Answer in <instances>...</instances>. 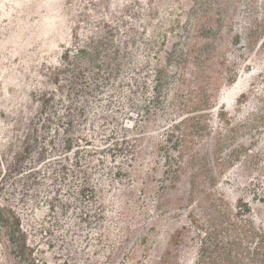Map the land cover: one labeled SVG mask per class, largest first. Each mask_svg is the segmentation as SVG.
Segmentation results:
<instances>
[{"label": "rangeland", "instance_id": "obj_1", "mask_svg": "<svg viewBox=\"0 0 264 264\" xmlns=\"http://www.w3.org/2000/svg\"><path fill=\"white\" fill-rule=\"evenodd\" d=\"M204 2L211 6V23L204 24L215 37L210 43L222 47L223 58L217 59L222 64L216 68L223 80L214 109L203 113L205 133L184 138V144L216 174L214 185L208 175H199L197 182L223 202L216 203L225 218L220 232L214 234L218 227L210 223L204 205L195 204L198 193L189 197L188 173L193 169L184 167L177 183H169L164 173L179 162L178 151L171 149L175 137L167 134L180 137L168 124L173 117L166 100L160 110L151 107L154 116L146 123L127 133L121 130L128 104L152 99L136 85L126 87L133 84L130 68L140 64L123 58L122 71L110 82L103 69L90 68V96L74 98L87 116L82 121L72 113L77 123L73 133L90 137V146L79 144L80 157L90 155V204L72 202L61 214L57 203L53 213L28 218L35 258L51 264H251V259L264 264V0H0V152L6 134L20 132L19 124L35 112L34 94L48 88L47 78L39 74L57 66L64 48H80L90 36L102 38L110 52L136 56V47L123 45L135 38L140 62L154 64L157 57L163 62L190 38ZM155 33L168 43L160 45L165 43L158 37L150 47ZM164 66L169 70V64ZM93 72L98 90L92 87ZM147 74H154L151 66L139 70L138 83L144 84ZM169 77L170 84L177 81L176 73ZM58 104L53 103L56 111ZM46 134L37 130L38 137ZM115 144L122 152L110 157ZM130 145L134 151L127 153ZM72 161L73 155L68 168ZM60 189V203H68L69 191ZM38 227L49 232L33 233Z\"/></svg>", "mask_w": 264, "mask_h": 264}, {"label": "trees", "instance_id": "obj_2", "mask_svg": "<svg viewBox=\"0 0 264 264\" xmlns=\"http://www.w3.org/2000/svg\"><path fill=\"white\" fill-rule=\"evenodd\" d=\"M213 3H217L216 0ZM201 5L202 9L195 25L196 28L192 34H188L190 38L183 45L177 46L176 54H166L167 56L163 58L164 64H169V70L164 68L163 62L158 57L155 58L154 64L151 61L140 62L142 51L141 48L138 49L135 38H131L123 45L130 48L136 47L135 53L137 51L138 54L136 56H132V54L131 56L129 54L120 56L118 51H108V44L104 43L102 38H90L89 36L84 41L85 45L80 48H78L79 44L71 47L72 49L64 48L57 66L46 68L47 75L39 74L40 77L47 78L48 88H43L38 94H34L35 112L30 113V116L24 119V123L19 124L20 132L16 130L14 136L6 134L4 143L1 145L0 264H51L45 259L35 258L33 243L29 240L30 229L26 225V222L29 221L28 218L34 221L45 213H53L57 203L60 205L61 214H66L72 202L80 204L83 201L90 204L92 191L90 189V155L85 152L84 157H80L81 152H79L80 143L90 146V137H80L73 133L77 123L74 121L72 113L76 112L79 118H83L82 121L87 116L84 111L76 108L74 98L80 94L90 96L91 69L96 72L103 69L107 76L105 79L107 82L115 80L122 71L123 58L125 61L136 60L137 64H140L139 69L130 68L128 80L133 84H127L126 87L136 85L147 96H152V99L148 100L147 104H128L130 113L126 115L128 118L121 123V130L127 133L130 129L138 128L142 123H146L151 116H154L151 107L159 109L162 107V101L166 100L167 106H169V116L173 117V119H168V124L174 130H179L180 137H176L172 132L167 134L171 139L175 137L171 149L178 151L179 162H174L173 168H168L164 173L169 177V183H177L179 175L184 172V167L188 165L193 169L188 173L189 197H192L193 192L198 193L195 204L204 205L202 209L206 212L210 223L218 227V231H214V234L217 235L220 232L221 222L225 218L220 214L216 203L223 202L220 199H214L212 193L202 189V186L197 182L199 175L204 177L208 175L209 184L214 185L216 174L208 171L205 165L199 162L196 152L184 144V138L191 136L198 138L205 133L206 124L203 122V113L214 109L212 103L219 94V85L223 80L216 68L217 64H222V62H217V59L222 57V47H216L210 43L215 37L212 30L208 26H204V24L211 23L212 18L209 16L211 6L205 2ZM217 21L215 20V22ZM158 37L165 43L160 45L164 46L168 43L166 36L155 33L152 42H149L148 45L156 46ZM75 40H79V38L76 37ZM150 47H147V52L153 54L154 57L158 55ZM99 58H102L103 62ZM132 64L135 63L132 62ZM145 65L151 66L154 74H147L146 82L141 85L138 83L137 73L144 69ZM175 73L177 81L170 84L169 76ZM92 74V87L98 90L100 88V85L96 83L98 74L94 72ZM168 86L171 88L165 95L163 91ZM82 87L85 90H82ZM128 91L132 93L131 89ZM56 98L57 101H55ZM169 99L174 102H170ZM55 102L59 103V111H56L53 106ZM167 110L163 112L166 113ZM190 115L197 116L186 118ZM176 122H184V125L179 127L175 125ZM37 130L47 133V138L38 137ZM112 137L113 135L109 136L110 139ZM123 137L122 141L124 142L126 136ZM39 140H42V144ZM134 141L136 142V140ZM133 148L134 145H130L127 153H132ZM108 152L110 157H114V154L122 152V149L118 148V144H115ZM71 155H73V161L68 168L67 164ZM218 165L223 166V160H218ZM121 174L122 172L119 171L118 175ZM220 175L223 173L220 172ZM45 181H50L51 184L46 186L43 183ZM217 186L215 185V187ZM61 187H65L67 192L69 191L68 203L59 201ZM84 215L90 220L89 215ZM55 223H58L56 219ZM198 228L200 232L207 233L201 226ZM38 229L39 227L32 230L33 233H37V231L49 232ZM225 257L228 258L227 255Z\"/></svg>", "mask_w": 264, "mask_h": 264}]
</instances>
